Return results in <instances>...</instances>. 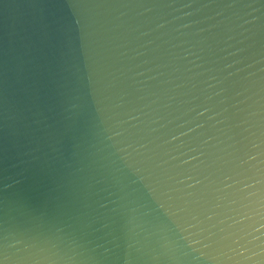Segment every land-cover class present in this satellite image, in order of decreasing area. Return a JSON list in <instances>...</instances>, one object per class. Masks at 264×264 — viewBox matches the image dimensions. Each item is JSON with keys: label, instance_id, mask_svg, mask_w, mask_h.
<instances>
[{"label": "water", "instance_id": "95a60500", "mask_svg": "<svg viewBox=\"0 0 264 264\" xmlns=\"http://www.w3.org/2000/svg\"><path fill=\"white\" fill-rule=\"evenodd\" d=\"M0 264H264V0H0Z\"/></svg>", "mask_w": 264, "mask_h": 264}]
</instances>
